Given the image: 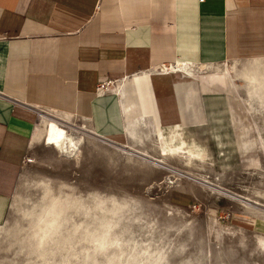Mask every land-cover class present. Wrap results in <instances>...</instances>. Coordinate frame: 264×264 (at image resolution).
<instances>
[{"label": "crops", "instance_id": "crops-1", "mask_svg": "<svg viewBox=\"0 0 264 264\" xmlns=\"http://www.w3.org/2000/svg\"><path fill=\"white\" fill-rule=\"evenodd\" d=\"M261 59L264 0H0V223L44 111L119 145L162 134L219 170L260 167L252 113L216 67ZM163 65L179 72L156 73ZM189 68L194 105L174 87Z\"/></svg>", "mask_w": 264, "mask_h": 264}, {"label": "rangeland", "instance_id": "rangeland-1", "mask_svg": "<svg viewBox=\"0 0 264 264\" xmlns=\"http://www.w3.org/2000/svg\"><path fill=\"white\" fill-rule=\"evenodd\" d=\"M216 68L230 69L235 92L252 113L256 147L263 156L260 167L219 170L190 149L168 150L162 134H155L154 144L148 143L143 149L133 141L119 145L98 138L90 123L78 117L44 111L35 126L36 136L15 173L0 231L10 229L17 220L14 209L24 185L51 177L84 192L100 189L123 194V188L135 197L140 207L136 210L133 206L123 227L137 254L163 251L167 264H264V90L257 92L244 78L256 74L263 84L264 59L231 61ZM190 71L174 74L181 78L174 87L180 91L178 102L194 105L199 103L200 93L196 75ZM232 76H236L234 81ZM48 120L58 121L81 139L77 152L67 155L44 143ZM84 127L88 128L81 131ZM175 171L180 177L174 175ZM19 252V248L0 240L2 264H27L29 257Z\"/></svg>", "mask_w": 264, "mask_h": 264}, {"label": "clouds", "instance_id": "clouds-1", "mask_svg": "<svg viewBox=\"0 0 264 264\" xmlns=\"http://www.w3.org/2000/svg\"><path fill=\"white\" fill-rule=\"evenodd\" d=\"M120 191L84 192L51 177L28 182L17 196V220L0 240L27 254V264H167L163 251L137 254L126 239L123 225L140 202Z\"/></svg>", "mask_w": 264, "mask_h": 264}, {"label": "bare ground", "instance_id": "bare-ground-1", "mask_svg": "<svg viewBox=\"0 0 264 264\" xmlns=\"http://www.w3.org/2000/svg\"><path fill=\"white\" fill-rule=\"evenodd\" d=\"M170 70L172 72H174V73L179 72V71L172 70L171 67H170ZM228 70L230 71L229 68H228ZM232 74H233V72H232ZM234 74H235V72H234ZM260 76H261V74H260ZM235 77L233 78V76H232L233 81H234ZM244 78L248 81L250 87L255 89L257 92L260 91V90H264V83L261 84L260 79L256 76V74H246V75H244ZM262 78H263V76H262ZM58 121H55V120H48L47 121L45 134H44V139H43L44 143L49 145V146L54 147L55 149H58L59 151L65 153L67 155L77 152L79 150V147H80L79 145H80L81 139L80 138H76L74 135L72 136V134L67 132L65 130V128H63V126ZM86 129H87V127H84V129H81V131L86 130ZM153 161L155 162L156 160H153ZM156 162L158 164V161H156ZM169 172H172V170L169 171ZM176 173H174V175H177V176L180 175V174H178V173L176 174Z\"/></svg>", "mask_w": 264, "mask_h": 264}, {"label": "built area", "instance_id": "built-area-1", "mask_svg": "<svg viewBox=\"0 0 264 264\" xmlns=\"http://www.w3.org/2000/svg\"><path fill=\"white\" fill-rule=\"evenodd\" d=\"M205 0H198V2H200V3H202V2H204ZM156 73H159V74H161V75H168V74H172V73H174V72H172L171 70H170V66H160L157 70H156ZM110 84V82H107L106 84H104V83H102L101 85H99L98 86V88H97V92H100V91H102L103 90V88H102V85L104 86V85H109Z\"/></svg>", "mask_w": 264, "mask_h": 264}]
</instances>
